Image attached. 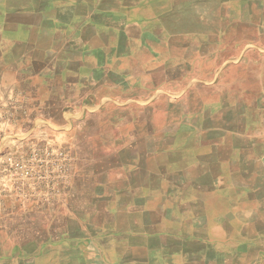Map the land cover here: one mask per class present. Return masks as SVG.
<instances>
[{"label": "crops", "instance_id": "0c3cea01", "mask_svg": "<svg viewBox=\"0 0 264 264\" xmlns=\"http://www.w3.org/2000/svg\"><path fill=\"white\" fill-rule=\"evenodd\" d=\"M126 4L0 0V97L46 105L39 120L61 126L59 140L81 132L76 147L91 151L74 164L73 179L85 187L69 213L38 219L34 230L22 218L9 229L0 225V264H264V149L245 157L237 189L233 172L220 173L219 162L205 171L197 157L159 161L149 130L80 129L88 107L123 90L101 73L112 70L111 59L114 71L118 60L135 59L139 53L125 51L123 42L141 39L114 37L109 50L92 45L85 29L106 23L99 18ZM138 93L123 100L154 97ZM84 138L98 143L81 146Z\"/></svg>", "mask_w": 264, "mask_h": 264}, {"label": "rangeland", "instance_id": "374dc122", "mask_svg": "<svg viewBox=\"0 0 264 264\" xmlns=\"http://www.w3.org/2000/svg\"><path fill=\"white\" fill-rule=\"evenodd\" d=\"M123 1L127 10L100 17L106 23L85 33L92 45L106 44L109 50L116 45L114 37H140L123 42L125 51L139 55L124 57L120 64L118 60L115 71L110 60L112 70L101 73L102 78L110 85L122 84L123 90L113 101L88 107L90 115L80 129L149 130L155 134L159 161L197 157L205 171L216 161L220 173L232 171L237 189L242 187L245 157L264 149V0L115 3ZM145 83L165 89L154 93ZM135 92L140 98L148 92L154 97L123 100ZM0 108L12 113L9 137L0 143V160L21 143L30 169L26 179L21 170L0 163V225L9 229L22 218V225L34 230L38 219L44 223L59 218L80 200L85 185L73 179L74 164L91 151L76 147L81 132L59 140L58 132L64 129L49 119L39 120L46 105L0 97ZM84 139L81 146L98 143Z\"/></svg>", "mask_w": 264, "mask_h": 264}, {"label": "built area", "instance_id": "2783aa9c", "mask_svg": "<svg viewBox=\"0 0 264 264\" xmlns=\"http://www.w3.org/2000/svg\"><path fill=\"white\" fill-rule=\"evenodd\" d=\"M11 118H12V113L11 111H5L4 113L1 111L0 108V143H2L5 139V137H9L7 136V132H8V125L11 122ZM5 128L2 129L4 126ZM11 124V123H10ZM3 126V127H2ZM20 146L16 148V150L8 152L6 154H2L0 163L1 166H4L5 168H12L14 169V171L18 172L19 170H21V176H23L24 178L27 179V175H30V169L29 166L27 165V163L25 162L24 158H23V153L25 152L24 150V145L23 144H19ZM10 149V148H9ZM11 150V149H10ZM61 155H65L64 153H60ZM59 163L57 165V167H59ZM63 167H67V165H64ZM0 211H2V208L0 209Z\"/></svg>", "mask_w": 264, "mask_h": 264}]
</instances>
